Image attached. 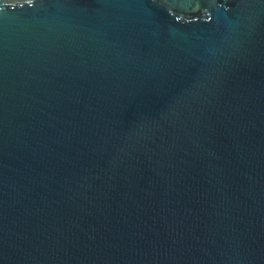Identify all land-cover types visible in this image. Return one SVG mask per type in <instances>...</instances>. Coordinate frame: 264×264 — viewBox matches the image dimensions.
I'll list each match as a JSON object with an SVG mask.
<instances>
[{"label": "water", "instance_id": "water-1", "mask_svg": "<svg viewBox=\"0 0 264 264\" xmlns=\"http://www.w3.org/2000/svg\"><path fill=\"white\" fill-rule=\"evenodd\" d=\"M0 264H264V0H0Z\"/></svg>", "mask_w": 264, "mask_h": 264}]
</instances>
